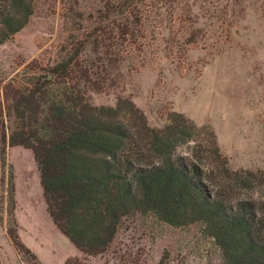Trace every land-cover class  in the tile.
<instances>
[{
  "label": "rangeland",
  "instance_id": "1",
  "mask_svg": "<svg viewBox=\"0 0 264 264\" xmlns=\"http://www.w3.org/2000/svg\"><path fill=\"white\" fill-rule=\"evenodd\" d=\"M65 63L67 77L49 79L94 106L131 102L157 129L171 113L193 122L196 140L178 152L200 155L211 185L210 132L230 170L264 172V0H36L26 26L0 45V86ZM6 161L22 248L8 236L0 192V264H225L202 224L140 213L122 219L104 253L85 255L50 218L32 151L8 147Z\"/></svg>",
  "mask_w": 264,
  "mask_h": 264
},
{
  "label": "trees",
  "instance_id": "2",
  "mask_svg": "<svg viewBox=\"0 0 264 264\" xmlns=\"http://www.w3.org/2000/svg\"><path fill=\"white\" fill-rule=\"evenodd\" d=\"M35 1L0 0V45L26 26ZM68 65L0 86V192L14 246L22 248L6 154L22 146L34 155L50 218L85 255L104 253L122 219L140 213L172 227L202 224L225 264H264V172L230 170L210 132L218 171L211 185L202 157L178 152L196 140L193 122L171 113L157 129L131 102L94 106L75 86L51 80L67 77ZM241 191L259 196L239 198Z\"/></svg>",
  "mask_w": 264,
  "mask_h": 264
}]
</instances>
